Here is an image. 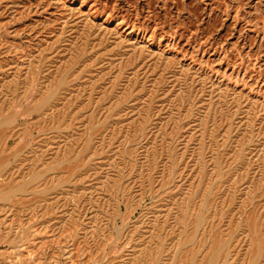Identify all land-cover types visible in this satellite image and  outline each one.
Listing matches in <instances>:
<instances>
[{
  "label": "rangeland",
  "instance_id": "rangeland-1",
  "mask_svg": "<svg viewBox=\"0 0 264 264\" xmlns=\"http://www.w3.org/2000/svg\"><path fill=\"white\" fill-rule=\"evenodd\" d=\"M0 264H264V0H0Z\"/></svg>",
  "mask_w": 264,
  "mask_h": 264
}]
</instances>
